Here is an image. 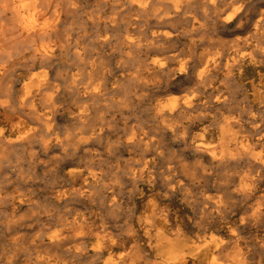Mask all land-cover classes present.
I'll use <instances>...</instances> for the list:
<instances>
[{
  "label": "bare ground",
  "instance_id": "1",
  "mask_svg": "<svg viewBox=\"0 0 264 264\" xmlns=\"http://www.w3.org/2000/svg\"><path fill=\"white\" fill-rule=\"evenodd\" d=\"M101 1L104 4L115 3L114 16L90 15L89 19L92 23H101L105 26L117 20L126 3L140 10H144L150 4V0ZM171 3H173L171 6L173 5L176 10L183 7L181 6L182 2L179 0ZM191 3L190 0H187L185 4L190 6ZM237 3L240 4L234 7ZM245 4V0L201 1L202 9L205 12L209 9L216 17L224 16L221 21L223 25L242 21L239 14ZM77 5L78 0H0V162L7 157L12 148L27 144L35 138L44 154H47L50 150H58L59 153L55 156L56 161H62L68 166L63 173L65 183L54 187L51 192V199L54 202L65 206L73 201H90L92 203L91 201L97 193L96 190L99 188L102 191V199L99 204L113 209L119 204L117 188L115 189L109 179L108 181L105 179L104 172L93 168L91 165L82 167L75 160H65L71 147L74 151H77L88 146L91 141L100 138L103 133L102 126H88L85 124L84 119L87 115V107L85 106L86 108L84 107L76 116L82 126L80 125L79 130H76L75 135L72 132L73 136L67 134L62 137L60 136L61 133H58L55 129L58 111L56 101L62 90L64 80L67 82V87L80 90L85 95L95 96L101 91V84L91 78L97 67L95 60L85 61L83 58L84 48L73 39L74 29L63 30L62 28L68 15L76 11ZM150 6L152 7V5ZM259 13L260 15L253 25L255 31L253 34L258 33L260 26L264 23V13H261V11ZM188 16L191 17L190 14ZM165 17L163 20L168 19V16ZM162 26L164 25L162 24ZM166 33L167 31L159 37L165 40L169 39L171 34ZM98 38L102 44L110 40V36L106 31L99 34ZM133 39L129 34H126L121 38L120 44L122 46L135 44ZM149 42L148 45L153 47L154 42ZM161 48L164 47L161 46ZM68 49H71L72 54L78 58V63L75 65L69 64V69L65 73L57 71L55 73V65L59 57ZM130 51L128 49V53ZM210 52L209 54L204 53L205 55L200 57L193 65L190 61H184L182 58L183 61L180 64L178 63L179 65L175 71L176 79H184L192 83L198 91L206 90V86L211 83L212 74L220 65V58L210 55ZM178 53L180 54V52ZM240 55L239 57H231L226 63L227 67L241 69L246 63L249 67L253 66L255 62L253 55L246 59L243 56L240 57ZM86 59H88L87 56ZM164 64L165 62L162 61L158 65L159 69L162 70ZM142 79L144 78L142 77ZM253 83L254 81H251V84ZM219 96L212 98V101H203L202 98L196 96V104L194 103L195 95L189 96L180 105L173 103L175 102L173 101L164 106L165 108L157 106L156 114L159 117H164V115L173 116L175 113L183 115L196 105H205L211 102L217 106L223 102L226 103L227 100L223 101ZM257 96L258 93L255 92V97L257 98ZM84 105L85 102L82 106ZM217 113L219 115V112ZM236 116L238 115L236 114ZM255 117V114L251 117L252 122L256 121ZM193 118L196 121L199 119L194 116ZM216 122L218 121L216 120ZM235 126L234 121L226 120L218 123L215 128L202 126L196 134H193L194 125L163 120L159 124L158 130L179 137V140L189 148L196 159L197 166L194 165L193 168H188V164L182 159H176L175 155H173L175 159L169 158L168 153L165 152L167 158L159 145L157 132L134 126L129 129L123 141L125 147L139 150L138 153L131 156L130 162L128 161L129 165L125 170L127 179L131 183L139 182L153 185L158 181L170 193L181 191L190 193L191 198L193 197L192 200H199L203 209L216 218L222 236L215 239L213 238L214 235L211 234L210 240H205L199 245L196 240L186 237L178 224L176 225L172 223V220L170 221L171 218L169 219V214L165 211V208L157 207L152 201H148L146 203L147 212L146 214H139L138 221L148 222L151 224L153 231L144 230L143 233L141 232L144 240V244L141 245L137 230L130 228L126 234H121L122 230L117 231L114 224L104 219L97 220L92 214H87L85 211L78 209L77 204H73L56 220L55 223L59 228L47 235V244L62 248L65 256L45 255L40 260L36 259L37 261L29 264H250L249 257L251 258L250 255L252 254H250L249 249H252L253 246L248 249L243 245L244 242L242 243L238 236V228L245 224L259 223L258 225L261 224L264 229V195L262 193L257 195L258 184L264 179V131L261 133L257 129L259 124H256V130L260 131L259 137H254L255 139L245 137V139H242L237 136ZM249 136H251L250 133ZM96 152L97 150L93 153ZM4 197L6 198V196ZM10 199L15 206L14 209L29 202V199L21 192L11 194ZM186 200L188 201V199ZM236 200L243 202V211L240 217L238 216V221H231L230 218L227 219V216L234 210ZM210 215H208L209 218ZM256 264H264V260Z\"/></svg>",
  "mask_w": 264,
  "mask_h": 264
},
{
  "label": "rangeland",
  "instance_id": "2",
  "mask_svg": "<svg viewBox=\"0 0 264 264\" xmlns=\"http://www.w3.org/2000/svg\"><path fill=\"white\" fill-rule=\"evenodd\" d=\"M172 1L175 0H170V2L169 0H150V4L144 10L126 3L121 15L108 26L101 23H92L89 17L90 15L114 16L113 14L116 11L114 2L104 4L101 0H78L76 11L68 15L62 28L63 30L74 29L73 39L84 48L83 58L85 61L95 60L97 67L91 78L101 84V91L95 96L85 95L80 90L67 87V82L64 80L62 90L56 101L58 111L55 129L58 133H61L60 136L62 137L73 133L75 135L81 125L76 116L85 106L87 107H85L87 109V115L84 119L85 124L88 126L101 125L103 129L102 136L77 151H74L71 147L65 160H75L82 167L91 165L93 168L102 170L105 179L107 181L109 179L115 189L117 188L119 204L113 209L99 204L102 199V191L99 188L96 190L97 193L91 201L92 203L90 201H73L65 206L54 202L51 199V192L54 187L65 183L63 173L68 167L64 162L56 161L55 156L58 155L59 151L50 150L47 154H44L35 138L27 144L12 148L7 157L0 162V264H29L40 260L45 255L65 256L62 248L47 244V235L59 228L55 223L56 220L73 204H77L78 209L85 211L87 214H92L97 220L104 219L114 224L117 231L122 230L121 234H126L130 228L137 230L141 245L144 244L141 236L143 231H153L151 224L138 221L139 214H146V203L148 201H152L157 207L165 208V211L169 214V219L171 218L170 221L172 220V223L178 224L185 236L196 240L199 245L205 240H210L212 235L215 239L222 236L216 218L203 209L199 200H192L193 197L191 198L190 193L185 191L170 193L158 181L153 185L139 182L131 183L127 179L125 170L129 165L131 156L138 153L139 150L125 147L123 141L129 129L134 126L157 132L159 145L164 154L165 152L168 153L167 156L172 159H182L188 164V168H193L197 166L196 159L189 148L179 140V137L158 130V126L163 120L194 125L193 134H196L202 126L215 128L218 123L229 120L234 121L236 124L235 132L239 138L259 137V132L264 131V30L262 31L264 23L256 34H253L255 33L253 25L260 15L259 12L264 13V0H245V7L241 9L239 14L242 21L228 25L222 24L223 15L216 17L209 9V12H205L201 6L202 0H190L192 2L190 6L185 4L187 0H179L182 2L181 6L183 7L178 10L174 9L173 5L171 6ZM239 4L237 3L234 7ZM245 9L248 13L245 12ZM189 14L191 17L188 16ZM127 15L128 17H126ZM165 16H168L167 20H163V18H166ZM194 17L196 19H193ZM200 22L202 23L200 24ZM105 31L110 36V40L102 44L99 42L98 35ZM165 31H167L166 34H171V37L167 40L159 37ZM185 33L186 35H184ZM126 34H129L132 39L134 38L133 43L135 44L128 46L120 44L121 38ZM147 41H153L154 46L148 45L150 42ZM161 46L164 48H161ZM128 49L131 50L130 54ZM209 51H211L210 55L220 58V65L212 74L210 86L207 85L206 90L198 91L192 83L184 79H176V68L183 59L184 61H190L193 65L200 57L209 54ZM177 52H180V54H177ZM72 53V50L68 49L59 57L55 65V73H65L69 69V64L75 65L78 63V58ZM172 54H174L173 57ZM218 54L220 55L218 56ZM239 55L245 57V59L253 55L255 58L253 66L249 67L246 63L241 69L227 67V61L231 57H239ZM86 56L88 59H86ZM162 61L165 64L161 70L158 65ZM251 81H254V83L251 84ZM215 86L217 87L215 88ZM255 92L258 93L257 98ZM193 95H195V104L197 103L196 96L202 98L203 101H212V98L220 95L219 97L223 101H227L217 106L211 102L205 104L206 106L196 105L192 108L193 110L190 109L183 115L175 113L176 115L173 116L164 115V117H159L156 114L158 107H164L173 101H175L173 103L180 105L186 98ZM92 98L93 100H91ZM84 102L85 105L82 106ZM217 112H219V115ZM254 114L256 121L252 122L251 117ZM193 116L196 119L199 118L198 122ZM180 119L181 121H179ZM253 123L254 125H252ZM256 124H259L258 128ZM249 133L251 136H249ZM160 135L162 136L160 137ZM215 135L217 134L215 133ZM95 150L98 153H93ZM84 152H87V154ZM173 155H175V158ZM99 157L102 160L98 159ZM263 183L264 179L258 184L257 195H261V193L264 195ZM138 188L139 190H137ZM15 192L25 194L30 203L22 204L14 209L15 206L10 198L11 194ZM235 202L234 210L227 216V219L230 218L231 221H238L243 211V202L240 200ZM258 224L250 223L238 228V236L241 239L240 241L244 242L243 245L248 249L253 246L252 249H249L250 254H252L250 255L251 258L249 257L250 264H256L264 260V229L261 224Z\"/></svg>",
  "mask_w": 264,
  "mask_h": 264
}]
</instances>
